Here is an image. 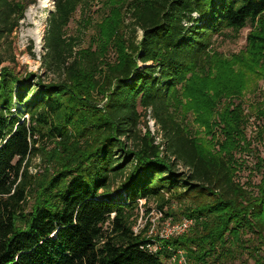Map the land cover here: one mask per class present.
I'll list each match as a JSON object with an SVG mask.
<instances>
[{
    "label": "trees",
    "instance_id": "16d2710c",
    "mask_svg": "<svg viewBox=\"0 0 264 264\" xmlns=\"http://www.w3.org/2000/svg\"><path fill=\"white\" fill-rule=\"evenodd\" d=\"M37 2L0 0V264H264V99H240L264 80V0H54L41 73L18 70L14 37ZM78 10L86 48L68 34ZM249 22L238 53L214 49ZM152 199L194 224L136 232Z\"/></svg>",
    "mask_w": 264,
    "mask_h": 264
},
{
    "label": "rangeland",
    "instance_id": "374dc122",
    "mask_svg": "<svg viewBox=\"0 0 264 264\" xmlns=\"http://www.w3.org/2000/svg\"><path fill=\"white\" fill-rule=\"evenodd\" d=\"M101 1V0H100ZM100 8L94 13L96 21H99L106 13L107 9L102 7V3L95 5L94 9ZM54 9V0H38L36 4L31 5L26 11V17L21 22L19 29L14 33L15 39V53L16 62L18 63V70H29L30 72L41 73L44 69L40 68L41 55L44 51V32L47 25V18L50 11ZM81 12L78 10L75 14L74 20L71 22L68 28V34L76 35L80 38L82 47H88L90 38L94 35L96 29L95 26L84 27L80 23ZM252 24H249L241 29L239 32L228 30L224 35L215 36L214 49L221 52L225 57H231L233 53H238L243 49L247 43V35L252 29ZM142 31H138V37L141 39ZM29 47H32L33 52L36 54V58L32 57L29 53ZM110 59L115 58V53H111ZM14 62L6 61L3 65H13ZM1 69V67H0ZM239 99V98H238ZM237 99V100H238ZM240 99L245 103L246 108L250 103L255 104L256 102L264 99V80H260L256 88L248 90ZM96 104L100 107L105 106L107 99H103L102 95L96 93ZM196 114L191 111L186 117V124L193 131H201L204 134L205 128L200 126L195 121ZM145 122L148 124L153 135H157V141H161V133H159V125L151 116L150 111L148 115L143 119V130L146 131ZM251 131V129H250ZM249 131V133H250ZM255 145L260 149L261 155L264 156V141H255ZM251 157V156H250ZM252 157L249 159V166L252 164ZM254 160V159H253ZM34 164L37 167H32V170L36 172L39 168H43L39 158L34 160ZM250 169L246 168L241 172V181H246L249 178ZM255 182H258L259 177L255 176ZM171 208L174 215H167V207L165 210H161L155 200H142L139 203V208L136 210L135 217V231L145 232L148 238L157 240V238H163L164 235L168 234L173 226L179 224L184 218L182 211L184 207L174 201ZM233 264H241L240 261H236Z\"/></svg>",
    "mask_w": 264,
    "mask_h": 264
},
{
    "label": "built area",
    "instance_id": "2783aa9c",
    "mask_svg": "<svg viewBox=\"0 0 264 264\" xmlns=\"http://www.w3.org/2000/svg\"><path fill=\"white\" fill-rule=\"evenodd\" d=\"M193 224H194V219L191 217H186L179 224L173 226L171 231L168 234L164 235L163 237H168L170 235H177V234L184 233V232L188 231L192 227ZM152 240L154 242L156 241L154 239H152ZM148 247L153 249V250H156L158 248L156 243H154L153 245L148 244ZM177 253L180 256V261L183 263H186L185 252L182 250H179Z\"/></svg>",
    "mask_w": 264,
    "mask_h": 264
}]
</instances>
